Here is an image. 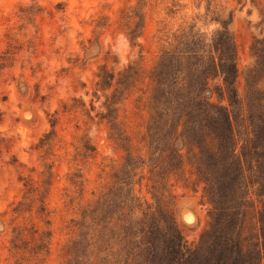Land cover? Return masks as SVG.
Masks as SVG:
<instances>
[{"label": "rangeland", "instance_id": "374dc122", "mask_svg": "<svg viewBox=\"0 0 264 264\" xmlns=\"http://www.w3.org/2000/svg\"><path fill=\"white\" fill-rule=\"evenodd\" d=\"M230 15L244 98L264 0H0V264H97L90 210L121 185L198 244L212 203L186 148L178 169L150 155L153 70L176 34L194 26L211 36ZM219 84L209 82L214 101ZM262 209L253 186L246 245L258 241ZM103 245L119 247L113 238Z\"/></svg>", "mask_w": 264, "mask_h": 264}, {"label": "trees", "instance_id": "16d2710c", "mask_svg": "<svg viewBox=\"0 0 264 264\" xmlns=\"http://www.w3.org/2000/svg\"><path fill=\"white\" fill-rule=\"evenodd\" d=\"M231 18H217L222 27L211 36L194 26L179 32L163 48L153 70L154 112L148 124L151 158L155 166L164 158L169 168L178 169L184 162L182 148H186L188 161L212 203L210 226L198 244L190 246L172 214L144 207L129 186L123 189L121 185L90 210L97 264H264V209L259 211L258 241L246 245L242 232L250 188L256 186L259 194L264 193V88L260 84L264 37L254 42L256 62L246 72L243 98L237 86ZM133 68L129 65L126 70ZM215 77L221 78L215 90L219 101L208 93ZM55 124L52 120L53 130L44 138L54 133ZM243 134L240 152L238 138ZM178 140L182 147L177 146ZM126 165L132 166L129 159ZM40 209L45 212L44 206ZM82 233L86 239L89 232ZM45 237L40 238L42 244ZM112 238L119 245L117 250L103 245Z\"/></svg>", "mask_w": 264, "mask_h": 264}]
</instances>
